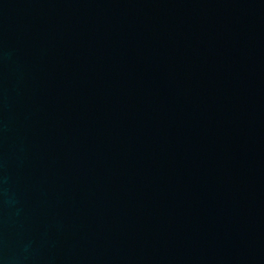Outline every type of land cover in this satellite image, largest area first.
<instances>
[{
	"label": "water",
	"instance_id": "obj_1",
	"mask_svg": "<svg viewBox=\"0 0 264 264\" xmlns=\"http://www.w3.org/2000/svg\"><path fill=\"white\" fill-rule=\"evenodd\" d=\"M0 264H264V0H0Z\"/></svg>",
	"mask_w": 264,
	"mask_h": 264
}]
</instances>
